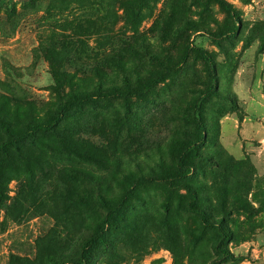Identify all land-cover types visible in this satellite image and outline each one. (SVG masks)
<instances>
[{"label": "rangeland", "instance_id": "rangeland-1", "mask_svg": "<svg viewBox=\"0 0 264 264\" xmlns=\"http://www.w3.org/2000/svg\"><path fill=\"white\" fill-rule=\"evenodd\" d=\"M224 1L0 0V142L70 103L0 152V264H264V0Z\"/></svg>", "mask_w": 264, "mask_h": 264}, {"label": "trees", "instance_id": "trees-1", "mask_svg": "<svg viewBox=\"0 0 264 264\" xmlns=\"http://www.w3.org/2000/svg\"><path fill=\"white\" fill-rule=\"evenodd\" d=\"M221 4L224 6V8H226V10H228L229 12H233V9L231 7V5L229 3H227L224 0H220ZM199 53L201 56L204 57V59L209 63V65L211 67H213L214 65V60L213 57L205 50L203 49H198ZM70 105L69 102L65 103L64 106L62 107V109H60L59 111H57L56 113H54L49 120L42 122V121H38V122H34L33 124H31L30 126H28L26 129H24L22 132L19 133H9V137L0 142V152H6L8 151L11 147L17 145V143L19 141H22L24 139L33 137L35 134L39 133V132H43V131H48L49 129H52L57 123L58 121L61 119V117L63 116L66 108ZM0 125L4 126L3 123V119L0 117ZM182 169H187V167L183 164L180 163L179 165ZM156 180L155 177H146V176H141L139 178L136 179V183L140 182L142 180ZM132 187L129 189L128 192H131ZM116 207L111 209L110 214L114 213L116 210ZM104 225L101 226L99 232L91 237L86 245L84 246L81 256L79 257V259L73 261V260H66V261H61L58 264H84L86 261V257H87V253H88V249L90 246L94 245L96 242L101 241L104 235Z\"/></svg>", "mask_w": 264, "mask_h": 264}]
</instances>
